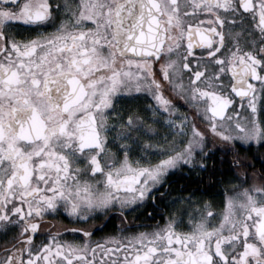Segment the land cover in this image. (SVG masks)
I'll return each mask as SVG.
<instances>
[{
    "label": "snow or ice",
    "instance_id": "1",
    "mask_svg": "<svg viewBox=\"0 0 264 264\" xmlns=\"http://www.w3.org/2000/svg\"><path fill=\"white\" fill-rule=\"evenodd\" d=\"M209 136L264 146V0H0V264H264V179L91 239L214 172Z\"/></svg>",
    "mask_w": 264,
    "mask_h": 264
},
{
    "label": "flooded vegetation",
    "instance_id": "2",
    "mask_svg": "<svg viewBox=\"0 0 264 264\" xmlns=\"http://www.w3.org/2000/svg\"><path fill=\"white\" fill-rule=\"evenodd\" d=\"M156 67L159 68V65ZM228 78V76H225L226 81ZM208 147L213 152V156L209 157V164L215 163L214 172L205 171L201 173L199 169L189 172L190 166L174 170L167 177L166 187L169 190L167 192L165 188H158L157 190V196L163 193L162 199H158L155 204L149 200L145 206L135 210V215L128 213L129 220L133 224H139L140 227H129L124 233H121L120 229L115 227L118 224V216L116 214H110L111 219L107 220L106 223V218L104 217L93 218L87 222L91 226L88 230L92 232V241L100 243L108 236L127 235L129 233L151 230L149 226L157 222L163 223L160 214H166V209L172 207L170 200L177 195L194 191L196 196L219 202L223 200L226 188H232L236 184L246 187L248 184L259 183L264 179V146L252 143L249 147L239 141L235 144H222L218 141V138L213 141L212 137L209 136ZM233 157H237L241 161L239 167L232 163ZM243 173H247V176L243 175ZM235 174H241L239 180L235 178ZM245 180L247 183H244ZM239 190L235 189V191ZM214 206L219 207L220 205L216 203ZM47 219L49 221L55 219L56 221H63L65 224L68 223L63 216H49ZM47 227L45 225V228ZM69 227H80V225H69ZM52 231H59V229L53 228ZM12 234V232L7 234L0 232V250L5 247V241L9 240ZM59 239L73 244L82 243V234L62 235ZM41 241L47 242L43 236L35 238L36 245H40ZM0 255H3L2 251H0ZM89 258L91 257L89 256Z\"/></svg>",
    "mask_w": 264,
    "mask_h": 264
}]
</instances>
